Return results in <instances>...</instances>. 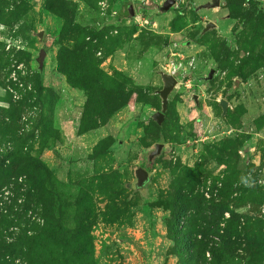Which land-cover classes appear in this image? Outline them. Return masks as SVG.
<instances>
[{"label":"rangeland","instance_id":"374dc122","mask_svg":"<svg viewBox=\"0 0 264 264\" xmlns=\"http://www.w3.org/2000/svg\"><path fill=\"white\" fill-rule=\"evenodd\" d=\"M165 1L0 0V264H264V0Z\"/></svg>","mask_w":264,"mask_h":264},{"label":"water","instance_id":"95a60500","mask_svg":"<svg viewBox=\"0 0 264 264\" xmlns=\"http://www.w3.org/2000/svg\"><path fill=\"white\" fill-rule=\"evenodd\" d=\"M34 1L37 2L38 0H34ZM172 3H173V0H166L164 3V7H168ZM201 6L202 7L219 6V0H211L210 2L204 3ZM130 10H131V8H130ZM128 14L131 15V12H129ZM215 26H216L215 23H213L211 21H206L204 23V25L202 26V28L200 29L199 33L201 34L210 28H214ZM37 36L40 38L41 33L38 32ZM213 72H214L213 69L210 68L207 71L204 78L205 79L211 78ZM158 74H159V78H160L161 84H162L161 88L156 91V93L158 94V96L160 98V109H159V111H155L151 115V118L157 124L160 123V121L162 120L163 112L166 109L167 95L172 90L174 85L176 84V79L171 74L165 73L162 71H159ZM193 100H194V103L196 104L197 103L196 95H193ZM218 104H219L220 109H221V114L223 115L226 111L227 102L223 99H219ZM121 144H122V141L117 140L116 144L114 145V148L118 149L119 147H121ZM161 149H162V143H155L153 145V148L151 150H149L148 153L146 154V162L147 163L151 162L152 159L160 153ZM133 175H134V182L132 183V186L136 189L144 187V184L146 183V181L148 179V172L143 167L136 166L133 169Z\"/></svg>","mask_w":264,"mask_h":264},{"label":"trees","instance_id":"16d2710c","mask_svg":"<svg viewBox=\"0 0 264 264\" xmlns=\"http://www.w3.org/2000/svg\"><path fill=\"white\" fill-rule=\"evenodd\" d=\"M251 4L255 5L256 7L260 6L258 1H251ZM260 8L264 9V7H260ZM170 233L172 234V239L174 241H177L178 240V235H177V230H176L175 225H174L173 229H171Z\"/></svg>","mask_w":264,"mask_h":264},{"label":"flooded vegetation","instance_id":"af4514ba","mask_svg":"<svg viewBox=\"0 0 264 264\" xmlns=\"http://www.w3.org/2000/svg\"><path fill=\"white\" fill-rule=\"evenodd\" d=\"M124 8H125L126 13L131 12V15H132V10H130V7L128 5H125Z\"/></svg>","mask_w":264,"mask_h":264}]
</instances>
